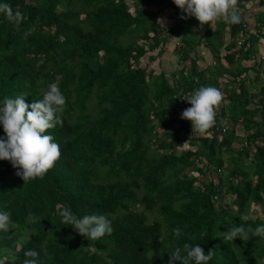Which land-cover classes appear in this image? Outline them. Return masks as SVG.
<instances>
[{
	"label": "trees",
	"instance_id": "1",
	"mask_svg": "<svg viewBox=\"0 0 264 264\" xmlns=\"http://www.w3.org/2000/svg\"><path fill=\"white\" fill-rule=\"evenodd\" d=\"M244 6L215 0L214 30L190 0H0V264H264V74L243 65L264 9L253 31ZM169 7L172 81L139 66Z\"/></svg>",
	"mask_w": 264,
	"mask_h": 264
},
{
	"label": "crops",
	"instance_id": "2",
	"mask_svg": "<svg viewBox=\"0 0 264 264\" xmlns=\"http://www.w3.org/2000/svg\"><path fill=\"white\" fill-rule=\"evenodd\" d=\"M194 3L197 4L198 8L197 10L198 11H201L202 12V18L201 19H207V18H211L212 19V23L211 25L213 26L214 30L217 29L218 27V18L217 16L214 14L213 12V6L215 4V0H190ZM247 1L248 0H241V2L245 5L244 8H242L241 10V14L243 16L244 19H246L248 21V25L250 26V28L254 30V25H255V12L253 11H249V10H246V7H247ZM152 10H156V7H152L151 8ZM223 13H225V11L223 10ZM174 9L169 7V8H166L164 10V12L162 13V16L161 18L158 20V24L160 25V27L164 30L165 32V37L167 36L168 37V40L167 42L164 43L162 49H155L153 50L152 48V45L149 47V51H157L158 53L160 51H162L161 54V57L163 58L164 55L166 54V57L163 59L164 61L163 62H168L169 60L171 61H176V67H173L170 63V68H169V71H167V76L169 78L170 81L173 80V77L175 74H178L176 72V68H178V64H177V57L175 56L174 54V50H175V47L178 43V40L176 38H174L173 36L170 37V31L169 29L175 24L176 20L174 19ZM197 19H195L196 21V26H199V22H197ZM162 22V24H161ZM195 26V27H196ZM200 29H203L201 26H199V28H197V31L200 33V34H203L202 31H200ZM218 34H219V38H220V41L221 42H224L225 45H227L229 42H230V37H228V28L225 29V31H221V30H218ZM254 33V32H253ZM255 42H253V47H254V51H255V58H256V61L259 63L262 64V62H264V46H262V41L264 42V39L262 38H257V39H254ZM262 40V41H261ZM261 42V43H260ZM198 51H199V57H200V60H199V64L200 66H203L202 64H204V67H206L207 65H211L212 62H213V55H212V52L211 51H207L205 49V47L202 45V46H199L198 48ZM205 52H210V54L212 55V61L211 63H207L206 61H204V59L207 57ZM167 53L169 55H167ZM226 53V50L225 48L223 47L221 49V55H225ZM172 55V56H171ZM149 59L151 58H148V64H152V61L150 62ZM256 62L253 60H250V61H244L243 62V65L244 66H247V67H253V70L251 71V73H254V74H257L258 72H261L264 74V69L262 68V65L259 63V64H255ZM158 65L162 66V60H157V63ZM255 64V65H254ZM164 65V63H163ZM224 106H226V103L224 104ZM216 111H220V109H216Z\"/></svg>",
	"mask_w": 264,
	"mask_h": 264
},
{
	"label": "rangeland",
	"instance_id": "3",
	"mask_svg": "<svg viewBox=\"0 0 264 264\" xmlns=\"http://www.w3.org/2000/svg\"><path fill=\"white\" fill-rule=\"evenodd\" d=\"M129 4L131 5V7H132V9H134L133 8V5H132V3H131V1H129ZM263 9H264V0H248L247 1V7H246V10H251V11H253V12H257V11H263ZM149 10V9H148ZM161 24H162V22H161ZM262 41V40H261ZM261 43V42H260ZM262 46H264V42L262 41ZM152 45V42H150L149 43V45H148V47H150ZM205 54H206V58L204 59V61H206L207 63H211V61H212V55L210 54V52H205ZM167 55H169L168 53H167ZM172 56V55H171ZM166 57V54L164 55V57L162 58L161 57V55L160 54H158V52L157 51H148V54L141 60V62H140V64H139V66H141V67H147V70L149 71V70H153V72L154 73H156V74H159L160 72H162V71H165L166 72V74H167V71H169V68H170V63H171V65L173 66V67H176V61H171V60H169L168 62H163L164 60V58ZM148 58H151V59H149V61L151 62L152 61V64L150 65V64H148L149 62H148ZM153 59V60H152ZM162 60V66H160V65H158V64H156L157 63V60ZM163 63H164V65H163ZM203 66H204V64H202ZM262 68L264 69V62H262ZM176 70H177V68H176ZM259 87V86H258ZM217 109H221V106L219 105L218 107H217ZM156 123V125H157V134H158V136H157V138H155V139H153V147H154V149L156 148V141L159 139V138H161V137H163V133L166 131V124L165 123H158L157 121L155 122ZM175 128H178V124L176 123L175 124ZM234 147H235V150H237L238 148H241V146H239L238 144H234ZM182 149H188V145H183L182 146ZM238 155H236V152L235 151H230V150H225L224 152H223V154H222V158H223V160H224V162H225V168H223L222 170H217V173L215 174V173H213L212 172V174L209 176V177H207L208 178V181L209 180H213V181H217V177H216V175L218 174H220V175H226V174H228V167L233 163V162H235V161H237L238 160ZM193 174L195 175V176H198V174L196 173V172H193ZM205 179V178H204ZM202 180V179H201ZM206 180V179H205ZM200 185L201 183H200V181H198V183H197V185ZM225 200L226 201H228L229 200V197L227 196L226 198H225ZM158 218V215L155 213V212H152V218H151V222H153L154 221V219H157ZM3 262H5V259H3Z\"/></svg>",
	"mask_w": 264,
	"mask_h": 264
},
{
	"label": "built area",
	"instance_id": "4",
	"mask_svg": "<svg viewBox=\"0 0 264 264\" xmlns=\"http://www.w3.org/2000/svg\"><path fill=\"white\" fill-rule=\"evenodd\" d=\"M239 13H241V12H239Z\"/></svg>",
	"mask_w": 264,
	"mask_h": 264
}]
</instances>
